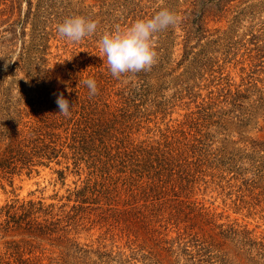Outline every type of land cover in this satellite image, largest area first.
<instances>
[{
  "label": "rangeland",
  "instance_id": "rangeland-1",
  "mask_svg": "<svg viewBox=\"0 0 264 264\" xmlns=\"http://www.w3.org/2000/svg\"><path fill=\"white\" fill-rule=\"evenodd\" d=\"M161 8L156 62L114 77L100 37ZM74 14L96 33L62 38ZM60 95L105 123L78 167ZM37 136L56 158L0 161V264H264V0H0V159Z\"/></svg>",
  "mask_w": 264,
  "mask_h": 264
},
{
  "label": "clouds",
  "instance_id": "clouds-1",
  "mask_svg": "<svg viewBox=\"0 0 264 264\" xmlns=\"http://www.w3.org/2000/svg\"><path fill=\"white\" fill-rule=\"evenodd\" d=\"M177 20L171 10L161 8L149 18L137 19L125 28L116 27L113 31L104 32L100 37L99 48L111 74L119 78L122 73L149 69L157 57L154 34L174 25ZM97 25L96 20L74 14L58 23L56 29L62 38L75 43L96 33ZM83 83L87 85L90 95L96 94L98 89L95 79L87 78ZM56 103L60 113L71 114L69 101L62 95L57 97Z\"/></svg>",
  "mask_w": 264,
  "mask_h": 264
},
{
  "label": "trees",
  "instance_id": "trees-1",
  "mask_svg": "<svg viewBox=\"0 0 264 264\" xmlns=\"http://www.w3.org/2000/svg\"><path fill=\"white\" fill-rule=\"evenodd\" d=\"M59 119L62 120L65 125V129L63 130L65 135L63 136L62 141L64 142V147H67L68 149V151L65 149V151L63 150V155L66 159L72 157L74 159V166L78 167L80 165L79 161L82 160L81 156L85 155L88 145L95 139L94 134L100 135L99 140L104 141L103 135L100 132L101 128L105 125L104 120H102L100 116L96 119L89 118L86 110L83 115L81 112L76 119H74V117L68 118L62 113L61 118H57L56 120ZM70 124L72 125L71 127L68 126ZM52 128L54 127L51 126V129ZM47 134L53 136L51 132H47L45 135ZM28 145H31L29 150H27L29 147ZM57 152L58 150L54 140H48V142H45L40 136H37L34 139L31 137H24L21 139H15L11 148L4 151L3 157H1L0 161L2 163H9V157H12L11 155L14 154V158L17 156L20 160L24 161H21L23 164H25V161L33 162L34 160L32 158H36L38 163H42L43 161L38 158H45L48 161H51L58 156L56 154ZM167 153L170 152L167 151ZM126 154L132 158L136 153L135 151H132L131 153L126 151ZM139 154L146 166L151 168L154 166V163L164 161L165 159L163 156L164 152L159 147L154 146L139 149ZM58 173L62 177L63 171H59ZM157 173H159L158 170L156 174ZM90 191L89 184L86 182L81 188L74 189L72 195H75L74 201L77 202L78 205H72L71 210H77V208H80L84 203L88 202V198H91L94 200L93 202H96L97 199L94 197V193L88 194Z\"/></svg>",
  "mask_w": 264,
  "mask_h": 264
}]
</instances>
